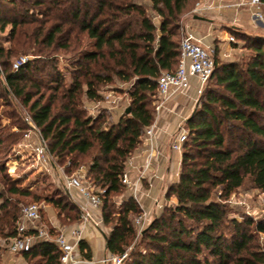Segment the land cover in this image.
<instances>
[{
  "label": "trees",
  "instance_id": "16d2710c",
  "mask_svg": "<svg viewBox=\"0 0 264 264\" xmlns=\"http://www.w3.org/2000/svg\"><path fill=\"white\" fill-rule=\"evenodd\" d=\"M148 1L0 0V33L10 29L5 42L0 39V80L67 173L88 162L90 183L104 191L100 211L111 228L107 249L114 256L127 255L123 264H264L258 240L264 220L245 216L239 222L228 207L230 196L248 185L264 193V36L245 33L240 37L252 51L245 68L222 64L216 55L210 79L223 92L204 94L201 109L187 122L179 180L166 194L175 201L141 232L139 245L145 250L128 252L137 238L135 219L143 211L135 199L119 206L115 199L127 189L121 179L144 144L146 128L155 122L156 108L150 104L158 80L178 67L180 23L191 0ZM58 51L70 56L68 75L57 67L53 55ZM30 54L44 59L13 69L15 59ZM132 80L129 113L118 122L109 124L105 114L86 116L84 102L103 101L102 87ZM19 119L6 134L0 125V153L28 131L24 117ZM2 182L0 255L17 235L25 207L15 197L45 201L64 225L80 221V210L65 192L55 189L44 197L9 177ZM79 251L92 259L84 241ZM22 256L29 264H60L53 242L41 241Z\"/></svg>",
  "mask_w": 264,
  "mask_h": 264
},
{
  "label": "rangeland",
  "instance_id": "374dc122",
  "mask_svg": "<svg viewBox=\"0 0 264 264\" xmlns=\"http://www.w3.org/2000/svg\"><path fill=\"white\" fill-rule=\"evenodd\" d=\"M200 1L202 0L190 1L188 11L181 19L180 25L182 27V34L178 37L179 42L181 38L189 32H194L196 35H201L202 37L211 35L213 42L210 44V48L216 50V54L213 55L214 58H216V55H219L222 58L220 63L223 64L228 62H237L242 68H245L244 61H246L245 59H248L251 56L252 51L247 49L246 46H248L249 43L248 41H244L240 35L245 33L248 35L264 36V22H257L256 20L252 19L251 12L244 11L238 17L232 13H221L202 17L210 20L211 23H197L194 21V17L196 16L194 15L193 10L196 4ZM145 2L149 3L148 0H145ZM154 21L157 22L158 19L155 18ZM186 24H188L189 29H185ZM9 31L10 29L8 28L6 33H0V39L2 42H5ZM230 37H234V44L230 45L228 41ZM230 49H232V51H230ZM225 54H228V56L225 57ZM27 57H29L30 60L39 58L44 59L43 57L34 56L32 54L28 55ZM53 57L57 60V67L59 70L68 75V69L71 67V61L69 60L70 56L64 52L58 51L53 55ZM17 59L14 60V63L18 62ZM68 80L69 77L67 81ZM133 82V80L128 83L115 81L111 85L102 87L100 89V94H102V97L104 98L103 101L84 102L86 116L95 118L99 114H105L109 124L118 122L119 119L124 116L125 112L129 109V91L131 90ZM7 90L8 89L6 88L5 83L0 80V125L2 126L1 128H3L2 130L5 132V134L11 132V130L15 127L14 123L17 122V120H20L19 118L24 114H27L26 110L10 95L11 93ZM212 90L223 92L222 87L215 85V82L210 79L205 85L203 93L201 95L197 93L196 103H194V108L192 109L193 111L188 118L195 114L197 110L201 109L203 95ZM106 94H113V96L119 101L118 105L114 109H112L111 105L105 101ZM157 99L158 94L156 95V98L152 99V101H154L152 104H150V106L154 109L157 106ZM16 114H18L19 118L16 116ZM187 122L188 121L184 122L182 127H184V129L188 132ZM24 142L25 140L22 137L19 138L15 143H9V145H7L5 148H2V152L0 153V164L4 167L5 172L0 173V191L4 190L2 181L9 177L13 181L20 182L21 188L27 189L44 197L48 194H53L55 189L66 193L64 189V179L66 176H69L75 170V168L72 170L70 169L67 173L66 168L58 164V161L52 158L51 166H46V168L39 167L36 162L34 151L32 148L22 146ZM81 166L88 167L89 164L85 160L82 162ZM176 167L178 166L176 165ZM128 192L129 191L125 190L120 196L116 197L115 202H117L118 206L122 202L127 201ZM236 194L237 195L234 202L232 204H228L231 212L230 216H232V218L239 222H243L245 216H253L256 219L264 216V194L262 192L255 190L250 187V185H248L237 191ZM15 198L21 200L23 202V206H28L34 203L45 205V209L42 210V218L44 223H47L48 211L51 210V207L53 208L52 205L47 204L45 201L37 202L30 198ZM166 204L171 205L172 199L167 200ZM22 205L20 207H22ZM49 218H52L50 212ZM147 227H145L144 230L147 229ZM106 231L109 234L111 228L106 227ZM136 232V241L129 248L128 252L145 250V246L139 245L141 242V233L137 229ZM258 238L262 248H264V235L259 236ZM210 260L213 259L210 258ZM2 262L5 264H14L15 256L9 252H4Z\"/></svg>",
  "mask_w": 264,
  "mask_h": 264
},
{
  "label": "built area",
  "instance_id": "2783aa9c",
  "mask_svg": "<svg viewBox=\"0 0 264 264\" xmlns=\"http://www.w3.org/2000/svg\"><path fill=\"white\" fill-rule=\"evenodd\" d=\"M235 9L241 12L243 9L251 10L252 19L257 22H264V3L261 0H202L198 2L193 10L195 16L207 17L210 15L220 14L222 12ZM229 43L234 44V37L229 38ZM232 51V49H230ZM216 50L203 45L193 33H187L183 36L180 44V59L177 69L174 72L162 74L158 80V99L156 112L165 106L169 99L184 95L191 87L194 80L197 81L199 87L197 92L201 95L204 91L205 85L210 80L214 68V56ZM225 57L228 54L224 55ZM29 57L21 58L13 65L14 70H18L21 65L27 63ZM105 101L114 109L119 101L113 94H106ZM24 121L29 126L27 132L24 133L23 139L25 142L22 146L32 148L35 153L36 162L39 167L51 166V157L48 152L47 144L40 132L34 126L31 118L24 114ZM17 131V129H14ZM188 138L186 130L181 131L177 136L173 137L171 142V149L179 154L183 153L184 145ZM155 124H152L145 131V142L148 144V155L146 157L145 169L150 168L151 162L154 158L155 148ZM134 167L133 158L128 163V170L123 175L121 182L132 192L136 193L140 183V177L131 178V169ZM144 171V170H143ZM65 188L75 189L94 209H100L101 194L103 190H96L88 179V171L86 167H80L71 175L64 179ZM264 194V193H263ZM236 192L230 196L229 204H232L236 197ZM242 206V205H240ZM45 209L43 204H31L23 207L21 212V220L17 226V235L10 239L7 244V250L14 256H22L28 253L32 248L41 241L49 242L51 234L48 228L40 226L38 222L41 220L42 210ZM253 217V216H251ZM255 220H264V216ZM92 224L95 227L99 223L95 221L91 215L82 209L79 225L71 231V236L75 243H70L64 235H58L54 243L60 253V264H93L90 260L82 259L77 252V247L83 240L82 234L86 225ZM134 225L141 233L146 227V217L141 215L135 219ZM127 255L123 257L111 256L100 262V264H123Z\"/></svg>",
  "mask_w": 264,
  "mask_h": 264
},
{
  "label": "crops",
  "instance_id": "0c3cea01",
  "mask_svg": "<svg viewBox=\"0 0 264 264\" xmlns=\"http://www.w3.org/2000/svg\"><path fill=\"white\" fill-rule=\"evenodd\" d=\"M244 11L251 12L252 14V11L247 9H243L241 12L231 9L222 13H232L238 17ZM194 21L197 23H211L210 20L198 21L194 19ZM155 23L159 25V20L157 22L155 21ZM188 27V24H186L185 29H189ZM191 33H193L200 41H202L203 45L206 47H210V44L213 42L211 35L202 37L201 35H196L194 32ZM198 87L199 84L196 80H194L192 82V87L184 95L169 99L165 103V106L161 108L158 113L156 112V119L154 122L155 154L150 168H144L146 157L148 155V144L145 141L143 146L133 157L134 167L131 169V178L134 179L140 177V183L136 193L132 192L130 189L126 190L129 191L128 199H135L139 203L140 208L143 211L142 215L146 217V227L151 224L153 219L166 205V194L168 188L179 180L182 154L176 153L171 149V142L173 137L185 130L182 125L184 122L188 121V117L193 111L192 109L194 108V103H196ZM176 165L179 168L176 167ZM64 189L71 201L80 210V213L82 212V209L85 208L91 217L99 223L98 227H95L92 224L86 225L82 234V241L87 243L92 251V259L90 261L93 264H100V262L105 258L114 256L110 254L107 249V237L109 234L107 233L106 226L103 223L100 209L92 208L77 190L67 189L65 188V185ZM174 201L175 199L172 198V203ZM49 212L51 213L52 218H49ZM37 225L38 227L43 226L48 228L49 232L50 230H53V234L50 232L52 241L49 242L54 243L55 238L62 234L70 243L74 244L75 240L72 238L70 233L79 225V222L74 225H64L58 219V211L54 207H51V210L48 211L47 223H44L41 213V220ZM6 252H8V250ZM77 252L78 255L84 259L80 255L79 246L77 247ZM3 254L0 257L1 264H5L2 262ZM14 264L29 263L23 256H15Z\"/></svg>",
  "mask_w": 264,
  "mask_h": 264
},
{
  "label": "water",
  "instance_id": "95a60500",
  "mask_svg": "<svg viewBox=\"0 0 264 264\" xmlns=\"http://www.w3.org/2000/svg\"><path fill=\"white\" fill-rule=\"evenodd\" d=\"M194 19H195V20H198V21H208L207 19L202 18V17H198V16L194 17ZM128 113H129V109L126 111V114H128ZM193 117H194V114L189 118L188 121L192 120Z\"/></svg>",
  "mask_w": 264,
  "mask_h": 264
}]
</instances>
